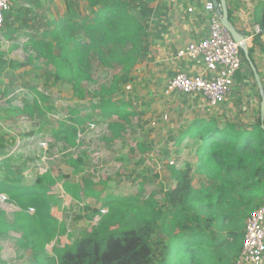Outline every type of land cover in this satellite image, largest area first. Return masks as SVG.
<instances>
[{"label":"rangeland","instance_id":"1","mask_svg":"<svg viewBox=\"0 0 264 264\" xmlns=\"http://www.w3.org/2000/svg\"><path fill=\"white\" fill-rule=\"evenodd\" d=\"M11 1L0 32V182L31 186L47 172L58 180L50 203L60 234L43 246V252L53 254L57 246L69 249L103 218H108L110 231L120 227L122 216L121 225L128 226L149 207L159 209L173 184L172 168L192 167L193 183L199 188L202 178L194 174L199 165L197 142L182 135L184 122L207 114L234 120L249 110L242 109L248 105L241 101L239 113L231 109L223 115L225 103L213 110L201 97L168 91L167 83L175 73L159 55L155 39L161 40L167 29V17L173 13L170 0L158 1L159 13L152 15L147 27L146 52L133 71L126 75L121 67L104 68L94 61L84 100L70 84L56 81L54 67L43 59L38 62L31 47L49 23L64 17L65 1ZM74 2L81 9L82 3ZM151 8H156V2ZM103 101L112 102L120 115H105ZM72 120L82 124L78 127ZM112 124L118 125L115 130ZM70 126L81 130L75 147L60 134ZM64 186L72 193L65 192ZM111 198L116 203H110ZM120 200L128 206L120 205ZM254 202L243 220L244 232L253 207L258 202L264 206V195ZM97 209L101 215L88 220ZM0 210L12 227L0 235V264H32L31 244L19 227L14 228L20 209L0 194ZM26 214L34 216L35 211ZM224 260V264L234 261Z\"/></svg>","mask_w":264,"mask_h":264},{"label":"trees","instance_id":"2","mask_svg":"<svg viewBox=\"0 0 264 264\" xmlns=\"http://www.w3.org/2000/svg\"><path fill=\"white\" fill-rule=\"evenodd\" d=\"M64 1V17L49 23L31 47L38 62L43 59L45 65L54 67L55 80L70 84L84 100V85L92 80L94 61L104 68L121 67L126 75L133 71L146 52L147 27L160 4L159 0H75L82 3L79 9L74 0ZM153 2L156 8H151ZM261 8L258 24L264 29V3ZM165 14L163 10L162 19ZM241 56L246 64L243 50ZM103 106L105 115H120L112 102L103 101ZM72 121L78 127L82 124ZM117 126L112 124L111 129ZM80 132L70 126L60 134L75 147ZM182 135L197 142L199 165L194 174L202 178L199 188L194 186L192 167L172 168L173 184L159 209L149 207L128 226L121 225L122 216L120 227L110 231L106 230L108 218H103L69 249L57 246L53 254L43 252V246L60 234L50 203L51 189L58 180L47 172L38 175L31 186L1 181L0 194L20 209L14 228L19 227L31 244L32 264H224L226 257L234 259V264L243 246V220L255 198L264 195L260 108L253 125L207 114L184 122ZM64 190L72 193L68 186ZM260 202L253 210L262 206ZM110 203H116L115 199ZM119 204L127 205L125 200ZM30 210L34 216L26 214ZM101 213L93 210L86 218L93 221ZM10 229L0 210V235Z\"/></svg>","mask_w":264,"mask_h":264},{"label":"built area","instance_id":"3","mask_svg":"<svg viewBox=\"0 0 264 264\" xmlns=\"http://www.w3.org/2000/svg\"><path fill=\"white\" fill-rule=\"evenodd\" d=\"M11 0H0V32L11 10ZM209 14L208 36L179 48L176 58L190 63L200 62L203 70L195 75L179 72L167 83L171 93L193 98L201 97L209 109L217 110L232 95L236 76L242 68L240 43L223 26L218 9L212 1L205 5ZM264 33L255 24L245 42H251ZM5 201V198H4ZM234 264H264V206L250 212L246 221L241 253Z\"/></svg>","mask_w":264,"mask_h":264},{"label":"crops","instance_id":"4","mask_svg":"<svg viewBox=\"0 0 264 264\" xmlns=\"http://www.w3.org/2000/svg\"><path fill=\"white\" fill-rule=\"evenodd\" d=\"M209 1L212 0H170L169 6L173 8L171 10L173 13L167 17L166 32L161 40L156 42V47L163 60L170 62L169 66L175 75L179 72L195 75L203 70V65L200 62L190 63L177 59L176 52L186 44L200 41L208 36L209 14L205 11V5ZM263 3L264 0H226L230 20L239 33L251 34L253 26L258 24L262 14ZM180 11H184L185 14H179ZM247 56L256 68L264 88L263 33L251 42L248 47V55L244 52L246 64L242 62V68L236 76L234 91L225 102L226 109L224 108L221 114H229L231 109L239 110V104L243 101L249 107L242 109L245 111L248 109L249 113L241 115V117L237 116L233 121L253 125L259 116L257 105L260 103L259 108L261 109L262 96Z\"/></svg>","mask_w":264,"mask_h":264},{"label":"water","instance_id":"5","mask_svg":"<svg viewBox=\"0 0 264 264\" xmlns=\"http://www.w3.org/2000/svg\"><path fill=\"white\" fill-rule=\"evenodd\" d=\"M215 8L218 9V16L221 18V22L223 24V26L228 30V32L231 34V36L235 39V41H237L238 43H240V48L241 50H243L246 55H248V47L249 45L245 42L246 39L249 38V35H246L244 33H239L236 28L234 27V25L232 24L231 20H230V14H229V10L226 4V0H212ZM247 60L250 63V67L253 71V74L255 76V79L257 81V84L259 86V90L262 96V102H261V118L262 121L264 120V88L262 86L260 77L256 71V68L254 67V65L250 62L248 56H247Z\"/></svg>","mask_w":264,"mask_h":264}]
</instances>
